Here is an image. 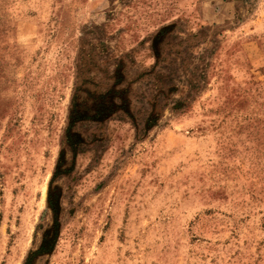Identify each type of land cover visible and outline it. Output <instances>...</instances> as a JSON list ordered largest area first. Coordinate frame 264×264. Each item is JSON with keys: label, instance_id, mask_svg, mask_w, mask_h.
Instances as JSON below:
<instances>
[{"label": "rangeland", "instance_id": "rangeland-1", "mask_svg": "<svg viewBox=\"0 0 264 264\" xmlns=\"http://www.w3.org/2000/svg\"><path fill=\"white\" fill-rule=\"evenodd\" d=\"M0 264H264V0H0Z\"/></svg>", "mask_w": 264, "mask_h": 264}]
</instances>
